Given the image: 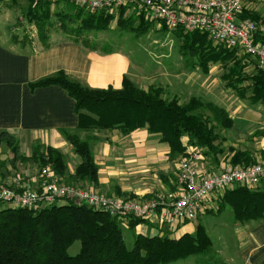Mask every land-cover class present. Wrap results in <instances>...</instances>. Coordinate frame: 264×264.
<instances>
[{
	"label": "trees",
	"instance_id": "1",
	"mask_svg": "<svg viewBox=\"0 0 264 264\" xmlns=\"http://www.w3.org/2000/svg\"><path fill=\"white\" fill-rule=\"evenodd\" d=\"M29 3L27 16L30 23H46L55 15L50 4L35 6L33 0ZM125 12L126 8L119 9L118 15L108 11L91 13L74 7L71 14L60 12L55 16L62 21L77 22L76 30L88 34L110 31L115 20L120 29L135 32L137 36L152 29L154 22L142 17L137 25L135 18H124ZM241 19L256 23V42L264 43L262 18L245 11ZM161 31L171 33L184 54L196 57L194 64L204 73L209 72L211 65H220L222 81L227 89L242 99H251L255 104L264 103V75L251 56L241 54L237 48L215 44L203 31L188 34L181 29L170 31L166 25H162ZM46 36L40 37L45 40ZM74 41L79 43L77 38ZM249 68H252L251 72H248ZM49 86L63 88L76 102L78 128L75 132L62 131L61 135L80 163L70 175L65 155L56 148L41 144L34 147L29 159L38 165L39 172L50 166L64 182L74 185L80 182L95 184L99 178L90 140L82 138L83 134L118 130L127 136L136 130L147 129L151 134L160 135L161 141L170 146L169 160L177 164L187 157L189 148L201 149L205 159L215 158L222 152L217 129L228 131L233 127V121L223 108H205L197 99L180 104L178 100L167 97L164 87L153 85L145 90L129 76L123 77L120 89L90 88L62 71L30 84L31 90ZM204 109L209 110L210 116L204 113ZM184 138L188 139L186 144ZM0 147L10 150L14 166L27 160L20 156L16 138L8 132H0ZM233 151L232 166L250 167L257 163L249 153ZM176 188L177 185L173 191ZM227 205L232 208L237 223L264 221V185L227 189L219 196L217 210L207 212H221ZM147 222L127 218L128 227L133 231ZM76 242H80V250L72 256L69 249ZM212 247L213 243L201 224L194 235L184 234L179 239L137 234L133 247L129 249L121 221L75 202L39 212L0 208V264H172L192 256L211 258Z\"/></svg>",
	"mask_w": 264,
	"mask_h": 264
},
{
	"label": "crops",
	"instance_id": "2",
	"mask_svg": "<svg viewBox=\"0 0 264 264\" xmlns=\"http://www.w3.org/2000/svg\"><path fill=\"white\" fill-rule=\"evenodd\" d=\"M17 2L30 5L29 0L0 1V4ZM246 11L258 14L264 22V0H246ZM25 40L26 37L15 41L20 44L19 47L0 41V132L13 135L21 152L30 153L38 144L60 150L74 163L71 165L69 159L67 161L69 174L72 175L80 160L61 132L77 130L76 102L59 86L31 90L30 84L62 71L90 88L120 89L123 77L131 75L130 66L120 55L115 58L103 56L98 51L86 50L82 43L70 39H49L46 36L40 45L31 46L25 45ZM251 71L252 68H249L248 72ZM240 99L254 106H264V103L255 104L249 98ZM232 113L235 115L229 117L235 126L234 135L228 136L229 142L225 140L221 144L222 152L215 158L205 159L204 171L213 172L222 164L229 163L235 153L233 150L249 153L256 162L264 161L263 117L254 118L251 114L245 115L251 117H240L236 116L238 111ZM243 133L248 137L257 134L260 138L244 140L241 138ZM85 137L90 140L99 178L95 184L80 182L78 186L92 188L108 197L149 198L153 194L171 191L178 185V165L169 160L170 146L161 141L160 135L139 129L127 136L113 130L94 132ZM232 137H235L234 140H231ZM183 142L186 144L188 139L184 138ZM11 159L8 148L0 147V186L12 183L16 177L28 179L30 174L31 183L26 186L34 188V182L39 177L29 172L28 164L19 161L14 166ZM217 200L218 196L211 197L203 211H212L211 208L218 204ZM190 223L170 229L153 219L137 226L136 232L143 236L159 235L179 239L184 234H195L196 230L181 231ZM123 224L128 227L127 222ZM152 229L156 230L152 232ZM235 230L238 241L232 250L225 243L211 258L192 256L172 264H264V221L237 223Z\"/></svg>",
	"mask_w": 264,
	"mask_h": 264
},
{
	"label": "built area",
	"instance_id": "3",
	"mask_svg": "<svg viewBox=\"0 0 264 264\" xmlns=\"http://www.w3.org/2000/svg\"><path fill=\"white\" fill-rule=\"evenodd\" d=\"M12 1V0H0ZM55 5L69 3L87 12H118L126 8L138 17L166 25L170 31L181 29L192 34L203 31L217 45L237 48L251 56L264 75V43L256 42L257 25L241 19L246 0H33ZM203 151L189 148L187 157L178 162L177 188L149 198L126 199L108 197L92 188L65 183L50 167L39 172L36 185H24V178L13 179L12 185L0 186V208L14 207L36 212L69 202L107 213L122 223L133 217L157 220L170 229L193 222L205 203L234 187L257 188L264 184V161L250 167L222 164L213 172L204 171Z\"/></svg>",
	"mask_w": 264,
	"mask_h": 264
},
{
	"label": "rangeland",
	"instance_id": "4",
	"mask_svg": "<svg viewBox=\"0 0 264 264\" xmlns=\"http://www.w3.org/2000/svg\"><path fill=\"white\" fill-rule=\"evenodd\" d=\"M29 6L25 2L0 4L1 42L6 43V45L19 47L20 44L15 43V41L18 39L23 40L24 37H26L24 43L28 46L33 44L40 45L44 41V38L41 37L45 34L49 39H70L74 41L77 38L78 42L82 43L88 51L92 49L93 52L98 51L103 56H111L113 58L118 55L122 56L130 66L131 75L128 76L143 89H149L153 85L162 86L167 97L178 100L180 104L188 103L191 99H197L203 103L205 108H208V106L219 107L223 108L231 116L235 115L232 112L238 111L239 113L236 116L251 117L245 116L251 114L255 116L254 118L263 117L264 120V106L251 105L227 89L221 80V67L213 64L210 66L208 73H204L200 68H197L194 64L196 57L189 53L184 54L179 48L176 38L169 32L161 31L162 25L156 22H154L152 29L148 33L141 36H137L135 32L130 30L120 29L116 20L111 23L110 31L99 34H88L76 30L78 26L77 22L69 21L68 19L62 21L58 19V16H55L56 13L60 12L66 14L73 13L74 7L72 4L59 3L53 5L51 12L53 14L55 13V15H52V18L46 23L40 24H36L35 22L30 23L28 21L27 12ZM115 13L118 15L117 11ZM130 17L137 20V25L140 22V18H142L138 17L133 10L126 9L124 18ZM39 35L41 36L40 39L38 38ZM204 113L210 116L209 110L204 109ZM234 128L235 126L233 125L230 129L231 131L228 130V133L226 130L218 128L216 132L220 136L219 142L223 143L224 140L228 141V138L234 135ZM259 136L256 134L255 137L253 135L248 137L247 134H241V138L244 140L246 138L258 139L260 138ZM84 137L85 135L83 134L82 138ZM234 138L232 137L231 140H234ZM33 150L34 148L30 153L19 151V154L20 156L26 157L27 160L23 162L28 164L29 172H34L33 174L39 177L38 165L29 159L32 156ZM8 151L10 150L8 149ZM68 159L66 157L67 161ZM69 161L71 165H74L72 159H69ZM28 179L24 178L25 181L23 183L25 186L31 183L30 174ZM68 184L74 185V183L70 182ZM6 185H12V183ZM117 198L122 199V197ZM211 209L217 210V205H214ZM199 224L205 228L207 235L213 243L211 256L218 251L222 244H228L230 246L228 248L229 250L236 247L238 236L235 233V226L237 223L230 206H225L221 212L201 213L195 221L186 225L181 231L184 229L194 231ZM121 227L123 228L126 245L131 249L137 232L124 226L122 222ZM155 230L152 229V232ZM79 250L80 242H76L69 249V253L75 256Z\"/></svg>",
	"mask_w": 264,
	"mask_h": 264
}]
</instances>
